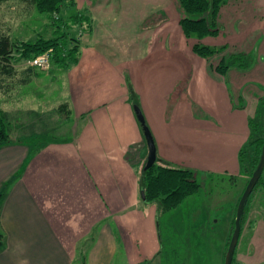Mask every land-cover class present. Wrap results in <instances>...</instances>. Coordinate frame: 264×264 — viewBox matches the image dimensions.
<instances>
[{
    "label": "crops",
    "instance_id": "0c3cea01",
    "mask_svg": "<svg viewBox=\"0 0 264 264\" xmlns=\"http://www.w3.org/2000/svg\"><path fill=\"white\" fill-rule=\"evenodd\" d=\"M75 1L92 26L54 110L74 129L41 147L0 142V264H193L192 251L163 247L160 205L141 196L148 146L134 104L160 163L240 175L251 110L235 99L264 84V0H228L221 32L201 40L184 35L174 0ZM199 41L252 56L220 74Z\"/></svg>",
    "mask_w": 264,
    "mask_h": 264
},
{
    "label": "rangeland",
    "instance_id": "374dc122",
    "mask_svg": "<svg viewBox=\"0 0 264 264\" xmlns=\"http://www.w3.org/2000/svg\"><path fill=\"white\" fill-rule=\"evenodd\" d=\"M71 1L65 0L61 10L52 15L54 18L62 16L66 25L62 24L59 27L56 24H59L60 20L53 21L48 13L39 12L33 4L21 0L0 2V39L3 36L7 37L10 49L7 58L0 57L1 64L5 65L7 70V73L1 75L3 85L0 90V112L4 114L11 140L21 137L23 141L36 143L41 147L48 142V138L62 136L65 131L67 135L74 129L72 120L65 117L68 112L63 111L59 114L54 112L57 106L66 101L64 98L66 78L63 77V73H66L67 66L61 67L52 61L47 69L31 70L29 69L31 58L22 57L20 49V46L36 41L40 37H53L56 28L68 31L71 37L75 35L80 41L84 32H89L91 29L88 28L92 25L85 22L81 24L82 29L80 24L73 23L71 16L91 13L77 10L78 1L74 3ZM174 1L180 10L178 0ZM227 1L221 4L218 18L221 7ZM218 22L220 30L213 36L221 32L219 19ZM184 35L186 36L185 33ZM187 38L201 40L196 37ZM71 40L69 44H72ZM227 52L225 48L215 53L210 59L212 65H217L221 57L227 58L230 65H243L244 61L252 56L245 52H233L231 55ZM1 68L3 67L0 66V72ZM248 83L242 90L247 100L246 98L242 100L239 96L235 99L237 103L250 107L251 110L250 139L242 149L245 161L241 163L240 175L226 176L215 173L207 175L193 170L200 183L199 189L175 208L169 210L160 208L163 247L192 251L193 264H216V252L222 249V256L225 259L235 227L239 198L245 189L246 181L252 175L248 170L252 154L249 142L253 135L254 138L264 137V84L259 81ZM136 145V149L140 151L142 144ZM195 250L201 251V254L196 256ZM232 264H264V169L246 202Z\"/></svg>",
    "mask_w": 264,
    "mask_h": 264
},
{
    "label": "trees",
    "instance_id": "16d2710c",
    "mask_svg": "<svg viewBox=\"0 0 264 264\" xmlns=\"http://www.w3.org/2000/svg\"><path fill=\"white\" fill-rule=\"evenodd\" d=\"M7 0H0L4 2ZM33 4L39 12L48 13L53 21H58L56 26L59 27L63 22L62 16L54 18L52 15L59 12L62 8L65 0H21ZM72 0L71 3H74ZM226 0H178L181 10L180 23L184 33L187 37H196L202 39L207 35H215L220 30L218 22V11L222 3ZM73 23L91 24L86 14H75L71 16ZM90 29V28H88ZM72 39V44H69V40ZM22 57L32 58L33 56L45 51L46 49L53 47L54 55L52 58L53 64L62 66H71L78 62V48L79 39L75 35L72 37L67 31H61L60 28H56V34L51 38L40 37L36 41L27 42L24 46H20ZM226 46L215 47L208 44H204L199 41L194 43L193 49L199 55L211 59L215 53L225 49ZM8 38L3 36L0 39V57L7 58L9 53ZM9 65V64H8ZM0 72V90L2 88L3 76L7 73L6 66L1 64ZM230 66V62L227 58L221 57L216 65V71L221 74H225ZM8 67V66H7ZM35 67L29 66V69ZM9 69V68H8ZM10 74V73H9ZM65 105V104H63ZM3 113L0 112V141L9 142V134L4 121ZM264 143V137L260 136L254 138L251 136L249 146L252 148V154L250 158L248 169L250 174L255 170L259 162L262 148ZM245 161V154L242 150L241 163ZM245 166V164H244ZM244 168V167H243ZM141 187L145 192V202H158L162 210H169L179 205L186 197L195 193L200 183L192 169L184 167L170 166L157 161L150 168L142 171L141 173ZM249 180V179H248ZM248 180L246 182H248ZM240 199V198H239Z\"/></svg>",
    "mask_w": 264,
    "mask_h": 264
},
{
    "label": "water",
    "instance_id": "95a60500",
    "mask_svg": "<svg viewBox=\"0 0 264 264\" xmlns=\"http://www.w3.org/2000/svg\"><path fill=\"white\" fill-rule=\"evenodd\" d=\"M134 108H135L137 118L140 121L142 130L144 132V136L147 142V146H148V154H147L145 165L142 170V171H145L146 169L153 166V164L157 161L156 145H155L152 132L148 126V123L144 117V114L140 106L138 104H134ZM263 169H264V143H263L262 153H261L259 162L257 164V167L255 168L251 177L249 178L245 186V189L239 199L238 205H237L236 217H235V227H234L230 242L228 244V248H227L225 259H224V264H232L235 248H236L238 238L240 235V231H241V217H242L246 202L248 200V197L251 194L255 185L257 184L262 174ZM141 196L145 200L146 196H145V192L143 189L141 190Z\"/></svg>",
    "mask_w": 264,
    "mask_h": 264
},
{
    "label": "built area",
    "instance_id": "2783aa9c",
    "mask_svg": "<svg viewBox=\"0 0 264 264\" xmlns=\"http://www.w3.org/2000/svg\"><path fill=\"white\" fill-rule=\"evenodd\" d=\"M54 55V48L50 47L45 51L33 56L29 61V65L39 69L49 68Z\"/></svg>",
    "mask_w": 264,
    "mask_h": 264
}]
</instances>
